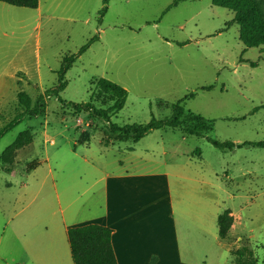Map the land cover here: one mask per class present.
I'll return each mask as SVG.
<instances>
[{
	"label": "rangeland",
	"instance_id": "obj_1",
	"mask_svg": "<svg viewBox=\"0 0 264 264\" xmlns=\"http://www.w3.org/2000/svg\"><path fill=\"white\" fill-rule=\"evenodd\" d=\"M39 1L41 15L0 3V129L23 113L19 92L30 108L36 101L42 108L0 138L1 156L18 134L32 135L10 163L0 160V264H20L31 246L48 243L72 264L62 219L97 197L104 209L99 179L118 172L149 177L148 209L163 205L175 220L176 264H234L230 251L241 247L264 264V149L220 150L207 141L264 142V46L246 49L238 26L226 27L232 13L210 0H108L100 21L102 0ZM93 36L98 40L65 74L62 102L45 97L61 58ZM100 77L127 91L110 119L118 126L167 118L180 102L185 112L212 120L210 130L197 137L162 128L136 143L109 139L104 146V123L71 107L89 100L90 81ZM83 131L89 141L79 144ZM32 162L38 165L27 170ZM111 198L109 191L108 206ZM225 210L233 223L220 240L217 217ZM80 220L76 226L90 224Z\"/></svg>",
	"mask_w": 264,
	"mask_h": 264
},
{
	"label": "trees",
	"instance_id": "obj_2",
	"mask_svg": "<svg viewBox=\"0 0 264 264\" xmlns=\"http://www.w3.org/2000/svg\"><path fill=\"white\" fill-rule=\"evenodd\" d=\"M178 1L175 0L170 6H175ZM108 0H102L103 7L99 11L100 17L106 13ZM0 3L16 7L35 10L38 7L39 0H0ZM212 6L226 9L232 13V19L227 22L238 26V36L242 45L247 48H256L264 46V0H210ZM169 8V7H168ZM167 10V9H166ZM98 37H91L75 54L65 55L61 58V64L57 71V83L55 86L44 92L45 97H56L59 101V93L67 85L65 74L83 54L90 44L97 41ZM264 61V58L262 59ZM256 63H251L254 67ZM212 86L201 88V90H210ZM190 98L193 94L188 95ZM127 97V91L118 84L111 82L106 78H93L90 81V98L87 102L71 104L74 112H85L89 119L101 121L104 123L105 134L108 139L103 140L104 146L108 145V140L116 142L136 143L141 138L154 130L162 128L179 129L183 134L201 137L210 130L212 120L205 119L200 115L185 112L180 102L172 106L171 115L167 118L156 120L152 118L146 124H131L118 126L110 121L124 106ZM18 103L23 107V113L15 117L2 129H0V138L14 127L24 115L28 117L37 116L42 113L39 102L36 101L30 108V98L19 92L17 94ZM41 98V97H40ZM62 102V101H61ZM64 105V103H63ZM264 108V105L261 106ZM188 121V122H187ZM88 128L94 130L93 126L88 124ZM89 141V132L83 131L79 135L78 143L85 144ZM207 141L215 148L220 150L232 151L234 148L243 146L258 147L264 149V142H244L235 144L231 141H218L207 137ZM32 142V135L29 130L18 134L16 139L5 148L0 156L3 164L11 162L15 152ZM38 163L32 162L27 166V170H33ZM233 223V217L228 210H225L217 217L218 237L220 240L227 238ZM112 230L98 225L87 224L69 228L67 230V242L70 250L72 264H117L111 245ZM234 264H258L257 258L247 247H241L230 251Z\"/></svg>",
	"mask_w": 264,
	"mask_h": 264
},
{
	"label": "crops",
	"instance_id": "obj_3",
	"mask_svg": "<svg viewBox=\"0 0 264 264\" xmlns=\"http://www.w3.org/2000/svg\"><path fill=\"white\" fill-rule=\"evenodd\" d=\"M35 10L41 15L40 1ZM67 19H74V17L69 16ZM145 178L149 177L132 175L127 172L105 173L99 179L103 181V185L96 191L101 192V197L102 194L104 196V209L98 210L99 200L96 196L97 198H93L92 203L86 211L84 210L85 212L79 207L78 210L68 215L66 223L74 221L73 224L76 226V220L81 218L80 221L84 220L90 224H98L111 229V245L117 264H176L182 262L175 220L170 219L171 214L165 211L163 205L158 206L161 209H148L149 195L145 194ZM118 189H120L119 193L115 192ZM109 191L113 198L108 206ZM167 200L169 201L168 197L165 199L166 203ZM66 223L62 219L60 233L67 239L66 233L71 226ZM48 244L31 246L29 258L20 264H27L28 261L29 264H66L65 259L60 261L58 253L56 256L53 254L54 246L50 244L51 248H48Z\"/></svg>",
	"mask_w": 264,
	"mask_h": 264
}]
</instances>
